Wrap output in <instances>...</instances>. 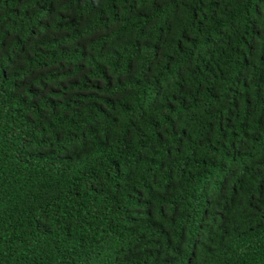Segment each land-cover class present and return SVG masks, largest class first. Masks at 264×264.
<instances>
[{"label": "trees", "instance_id": "1", "mask_svg": "<svg viewBox=\"0 0 264 264\" xmlns=\"http://www.w3.org/2000/svg\"><path fill=\"white\" fill-rule=\"evenodd\" d=\"M264 0H0V264H264Z\"/></svg>", "mask_w": 264, "mask_h": 264}, {"label": "clouds", "instance_id": "2", "mask_svg": "<svg viewBox=\"0 0 264 264\" xmlns=\"http://www.w3.org/2000/svg\"><path fill=\"white\" fill-rule=\"evenodd\" d=\"M256 187L259 191V194L260 195H263V190H264V184L261 180H259L257 183H256Z\"/></svg>", "mask_w": 264, "mask_h": 264}]
</instances>
